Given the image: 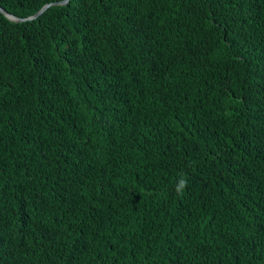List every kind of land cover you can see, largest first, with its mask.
Wrapping results in <instances>:
<instances>
[{
    "label": "trees",
    "instance_id": "1",
    "mask_svg": "<svg viewBox=\"0 0 264 264\" xmlns=\"http://www.w3.org/2000/svg\"><path fill=\"white\" fill-rule=\"evenodd\" d=\"M0 264H264V0L0 12Z\"/></svg>",
    "mask_w": 264,
    "mask_h": 264
},
{
    "label": "water",
    "instance_id": "2",
    "mask_svg": "<svg viewBox=\"0 0 264 264\" xmlns=\"http://www.w3.org/2000/svg\"><path fill=\"white\" fill-rule=\"evenodd\" d=\"M69 1L70 0H64L62 2H56V3L48 4L41 11H39L36 15H34V16L30 17V18H27V19L19 18V17H16L14 15L9 14L1 6H0V12L3 13L5 16H7L12 21H15V22H26L28 20H35V19H37L42 14H44L45 11H47L50 7H52L54 5H66V4H68Z\"/></svg>",
    "mask_w": 264,
    "mask_h": 264
},
{
    "label": "clouds",
    "instance_id": "3",
    "mask_svg": "<svg viewBox=\"0 0 264 264\" xmlns=\"http://www.w3.org/2000/svg\"><path fill=\"white\" fill-rule=\"evenodd\" d=\"M187 184H188L187 177L184 174H181L175 185V191L177 192L178 195L183 193V191L187 187Z\"/></svg>",
    "mask_w": 264,
    "mask_h": 264
}]
</instances>
